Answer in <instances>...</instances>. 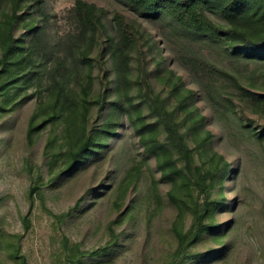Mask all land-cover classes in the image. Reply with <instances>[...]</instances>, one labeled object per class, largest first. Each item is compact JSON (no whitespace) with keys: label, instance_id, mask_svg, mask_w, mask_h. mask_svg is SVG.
I'll list each match as a JSON object with an SVG mask.
<instances>
[{"label":"trees","instance_id":"1","mask_svg":"<svg viewBox=\"0 0 264 264\" xmlns=\"http://www.w3.org/2000/svg\"><path fill=\"white\" fill-rule=\"evenodd\" d=\"M122 1L139 19L168 23L182 40L173 58L188 80L171 70L167 58L147 65L145 48L157 43L143 39L139 26L121 15L114 18L112 36L95 5L76 1V27L61 57L53 52L62 43L35 29L30 39L15 37L25 0H0V95L33 77L35 59L42 66L49 60L54 65L50 117L56 122L68 114L80 128L98 77L104 84L96 101L103 123L82 138L66 169H76L88 156L101 160L130 137L139 159L134 155L129 169L126 206L134 210L136 224L149 232L155 221L162 223L161 232L173 244L170 264L222 258L231 240L225 226L214 223L221 209L233 208L240 188L239 166L229 162L237 156L233 139L264 143V126L256 128L253 119L264 116V0ZM209 46L218 48L219 61L207 52ZM70 76L79 78L80 100L69 99L76 93ZM212 243V249L199 250ZM80 255L76 251L73 264Z\"/></svg>","mask_w":264,"mask_h":264},{"label":"rangeland","instance_id":"2","mask_svg":"<svg viewBox=\"0 0 264 264\" xmlns=\"http://www.w3.org/2000/svg\"><path fill=\"white\" fill-rule=\"evenodd\" d=\"M76 1L25 0L19 12L24 22L15 37L30 39L35 29L44 39L62 43L53 52L62 57L68 35L76 27ZM80 1L100 10L112 36L116 35V15L135 22L143 39L157 43L145 48L147 65H153L158 56L167 58L171 70L188 80L173 58L182 40L171 33L168 23L139 19L122 0ZM206 50L220 60L218 48ZM132 54L136 58L135 51ZM34 65L33 77L14 87L10 84L8 94L0 95V264H73L76 251L81 255L74 264H170L173 244L167 232H161L162 223L155 221L146 232L136 224L134 210L126 206L129 169L137 154L130 137L115 143L107 157L96 161L88 156L76 169H66L70 153L82 138L103 123L96 101L104 84L95 78L82 127H75L68 114L55 122L50 117L54 81L49 74L54 65L47 60L42 66L36 59ZM62 73L66 74L65 69ZM68 80L76 92L69 99L80 100L79 78ZM253 119L256 128L264 126V116ZM233 140L237 156L229 162L239 166V193L233 208L221 209L214 223L225 226L231 247L222 258L205 263L190 259L182 264H264V143L238 135ZM138 159L135 155L134 161ZM235 183L229 184L230 190ZM233 196L234 192L227 194L226 200ZM212 247L213 243L199 250Z\"/></svg>","mask_w":264,"mask_h":264}]
</instances>
